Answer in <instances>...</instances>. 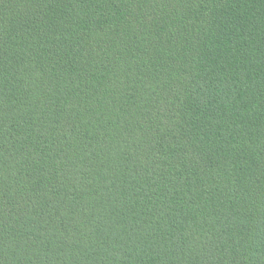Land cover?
I'll return each mask as SVG.
<instances>
[{
    "label": "trees",
    "instance_id": "obj_1",
    "mask_svg": "<svg viewBox=\"0 0 264 264\" xmlns=\"http://www.w3.org/2000/svg\"><path fill=\"white\" fill-rule=\"evenodd\" d=\"M0 264H264V0H0Z\"/></svg>",
    "mask_w": 264,
    "mask_h": 264
}]
</instances>
